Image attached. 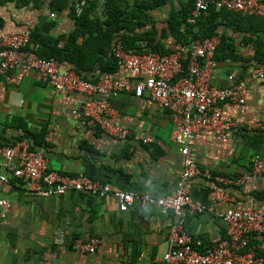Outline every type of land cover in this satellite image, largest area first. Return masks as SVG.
Masks as SVG:
<instances>
[{
  "label": "crops",
  "instance_id": "crops-1",
  "mask_svg": "<svg viewBox=\"0 0 264 264\" xmlns=\"http://www.w3.org/2000/svg\"><path fill=\"white\" fill-rule=\"evenodd\" d=\"M185 1L173 0L156 10V23L161 26L169 13L182 7ZM0 13L6 21L5 30L23 31L33 28L41 16L50 17L51 11L46 1L41 8H18L11 3L0 7ZM53 20L57 21L53 34L67 33L74 27L69 9ZM226 23L220 24L218 34H224L234 44L238 59L228 56V51H220L214 83L229 85L228 75L234 72L247 80L248 91L245 103H227L225 114L264 121V80L250 77L251 69L257 65L251 61L256 46L249 38L255 36ZM173 41L172 37L165 39L166 45H172ZM104 75L95 71L89 79ZM110 76L124 80L134 74L121 64ZM83 95L77 90L54 88L36 70L0 72V141L15 144L28 140L31 147L34 145L45 156L49 169L63 174L84 173L111 184L114 189L140 194L173 193L183 168V157L182 142L173 138L175 126L171 113L147 95L111 93L113 122L131 130L127 137L120 138L83 123L78 103ZM255 152L264 153V129L240 127L227 138L212 131L197 135L194 155L203 170L229 179L250 175L242 182L228 183V199L219 204L211 198L219 182L204 176L192 179L193 197L203 201L208 209L198 214L187 210L185 227L195 240L201 241V250L227 237V227L216 216L215 209L264 206V196H256L264 193V174L252 171ZM0 198L10 202L0 216V263L165 264L162 256L169 248L171 214L144 198L137 199L133 209L121 211L112 195L100 197L73 190L61 196H41L14 178L0 185ZM57 228L65 230L66 245L54 243ZM95 235L102 240L95 253L72 248L75 238ZM254 239L261 243L264 236L257 235Z\"/></svg>",
  "mask_w": 264,
  "mask_h": 264
},
{
  "label": "built area",
  "instance_id": "built-area-1",
  "mask_svg": "<svg viewBox=\"0 0 264 264\" xmlns=\"http://www.w3.org/2000/svg\"><path fill=\"white\" fill-rule=\"evenodd\" d=\"M89 1L74 0L76 15L82 14ZM213 2L227 10L264 19V0H195L187 22L196 25ZM50 17L56 19L57 13L51 12ZM220 43L221 34L217 33L192 41L188 46L169 54L155 51L131 53L118 43L114 54L120 65L127 66L134 76L115 80L110 75H104L92 80L71 69L61 70L55 58L33 57L23 53V49L31 44L29 29L9 31L1 28L0 72L36 70L42 80L54 88L82 92L84 95L78 103L85 125L98 127L120 138L131 133L129 128L119 126L112 120L109 96L114 92H133L138 97L147 95L151 101L168 110L175 126L173 138L182 142L180 152L183 168L173 193L165 196L140 194L114 189L111 184L84 173L63 174L49 169L45 156L32 149L28 140L15 144L0 141V185L8 184L14 178L41 196H61L73 190L100 197L112 195L121 211L133 209L135 201L144 198L148 203L171 214L169 248L162 256L165 264H264V256L258 253V249L264 248V241L253 242L255 236H264V206L228 208L224 211L215 209L216 216L227 227V237L204 251L199 249L201 241L195 240L185 227L187 210L198 214L208 209L203 201L192 195L191 181L194 177L204 176L219 182L211 192L212 200L218 204L228 199V183L242 182L250 177L247 174L243 178L229 179L223 175H214L210 170H203L194 155L197 135L202 131H212L227 138L234 129L240 127L264 129L262 120L252 121L225 114L227 103H245L248 82L232 72L228 75L229 85L219 86L214 83V71L218 65L216 53ZM184 59L187 60L186 65ZM250 77L264 80V66L253 67ZM251 165L253 173L264 174V153L255 152ZM9 206V200L0 198V216ZM53 241L62 246L68 243L63 228H57ZM101 242L97 235L78 237L71 242V246L83 253H95Z\"/></svg>",
  "mask_w": 264,
  "mask_h": 264
},
{
  "label": "trees",
  "instance_id": "trees-1",
  "mask_svg": "<svg viewBox=\"0 0 264 264\" xmlns=\"http://www.w3.org/2000/svg\"><path fill=\"white\" fill-rule=\"evenodd\" d=\"M46 1L51 12L61 14L69 9L74 27L67 33L53 34L57 21L41 16L40 21L29 29L31 44L23 49V53L33 57L55 58L61 69L74 70L87 79L95 71L105 75L117 71L120 63L114 48L118 43L131 53L155 51L169 54L188 46L192 41L217 34L220 24L226 21L234 29L246 30L255 36L249 38L256 46L251 61L257 66H264V19L227 10L216 2L210 4L196 25H192L187 22V18L195 0H186L182 7L169 13L161 26L156 23L154 12L173 0H91L80 15L75 13L74 0H0V7L12 3L18 8H41ZM5 24V18L0 13V29ZM167 37L174 39L172 45H166ZM222 50L238 59L234 44L224 34H221L217 60ZM183 62L187 64L186 59ZM31 148L34 149V145ZM256 196L263 197L264 193H257ZM253 242L259 243L255 239ZM258 253L264 256V248L258 249Z\"/></svg>",
  "mask_w": 264,
  "mask_h": 264
}]
</instances>
